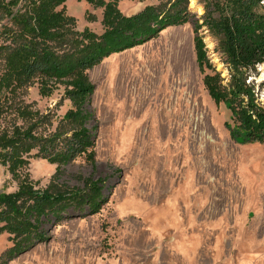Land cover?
Segmentation results:
<instances>
[{
    "label": "rangeland",
    "instance_id": "1",
    "mask_svg": "<svg viewBox=\"0 0 264 264\" xmlns=\"http://www.w3.org/2000/svg\"><path fill=\"white\" fill-rule=\"evenodd\" d=\"M199 1L190 0V8L202 15ZM158 3L121 0L118 6L133 14ZM65 6L80 30L103 31L102 8L85 0H68ZM202 35L211 61L226 76L218 38L207 29ZM131 49L89 71L96 86L91 123L98 127L95 166L79 158L57 179L83 188L84 180L101 178L107 202L99 213L54 226L50 240L8 264H264V143L242 144L232 138L226 125L232 123V111L205 86L193 24L169 27ZM257 72L252 78L264 105L259 87L264 65ZM20 99L47 115L49 122L40 129L45 134L55 131L72 107L63 89L42 96L37 83ZM35 153L25 170L38 187L46 188L56 180L57 165ZM17 189L18 181L0 163V192ZM200 202L209 218H218L217 231H206L208 222L201 231L182 226ZM11 245L8 234L0 235V259Z\"/></svg>",
    "mask_w": 264,
    "mask_h": 264
},
{
    "label": "trees",
    "instance_id": "2",
    "mask_svg": "<svg viewBox=\"0 0 264 264\" xmlns=\"http://www.w3.org/2000/svg\"><path fill=\"white\" fill-rule=\"evenodd\" d=\"M67 1L0 0V163L18 181L16 191L0 192V235L8 234L12 242L0 264L50 240L51 230L62 221L102 210L108 200L105 180H84L83 188L57 182L79 158L96 163L98 127L91 125L96 86L89 71L168 27L193 24L205 86L232 111V123L226 124L232 138L242 144L264 143V105L252 78L264 64V0H200L202 15L191 10L190 0H159L133 14L121 11V0H85L103 9L101 33L80 30L66 11ZM204 29L218 38L226 76L211 61ZM35 83L42 96L63 89V98L72 104L49 134L40 131L49 122L47 115L20 99ZM259 87L264 89V81ZM34 151L35 157L57 165L56 180L46 188L38 187L25 170Z\"/></svg>",
    "mask_w": 264,
    "mask_h": 264
},
{
    "label": "crops",
    "instance_id": "3",
    "mask_svg": "<svg viewBox=\"0 0 264 264\" xmlns=\"http://www.w3.org/2000/svg\"><path fill=\"white\" fill-rule=\"evenodd\" d=\"M136 48H138V47H136ZM127 51H129V50H127ZM201 195H202V193H201ZM204 195H205V193L203 194V197H204ZM203 197L200 196L199 199L203 200ZM202 202H200V206L199 207H196L195 212L191 214L192 218H188L187 217L186 221L182 224V226L183 227L185 226L188 231H201L200 229H202V224L204 222H208L210 228L208 230H206V229L205 230L206 231H217V230H215V225H216V221H217L216 219H218V218H215V219L214 218H209L207 212L204 211L202 206H201ZM171 213H173V212L171 211ZM166 217H167V219H171L172 214H168ZM165 218H163V219H165ZM191 219H192V221H191ZM167 232L170 233L171 235L172 234L173 235L177 234V235H180V236H182V235L185 236L187 234V231H167ZM254 246H256V245H254ZM257 247H258V245H257Z\"/></svg>",
    "mask_w": 264,
    "mask_h": 264
},
{
    "label": "bare ground",
    "instance_id": "4",
    "mask_svg": "<svg viewBox=\"0 0 264 264\" xmlns=\"http://www.w3.org/2000/svg\"><path fill=\"white\" fill-rule=\"evenodd\" d=\"M264 65V64H263Z\"/></svg>",
    "mask_w": 264,
    "mask_h": 264
}]
</instances>
